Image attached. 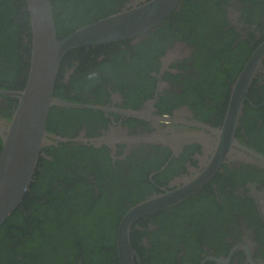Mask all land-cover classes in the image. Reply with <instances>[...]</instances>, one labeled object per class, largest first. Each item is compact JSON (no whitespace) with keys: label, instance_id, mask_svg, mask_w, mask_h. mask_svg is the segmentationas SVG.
Here are the masks:
<instances>
[{"label":"flooded vegetation","instance_id":"obj_1","mask_svg":"<svg viewBox=\"0 0 264 264\" xmlns=\"http://www.w3.org/2000/svg\"><path fill=\"white\" fill-rule=\"evenodd\" d=\"M147 1L54 0V16L66 36ZM29 40L24 35L30 48ZM263 43L264 0H179L144 33L66 52L53 96L78 106H50L52 143L32 180L48 190L37 203L56 195L66 218L43 228L56 229L47 248L31 245L33 258L23 264H83L79 239L86 264H114L117 254L102 242L114 236L116 251L126 210L190 184L196 187L180 202L132 223L134 264H264V56L233 142L223 158L217 153L236 80ZM23 73L2 62L0 89L21 90L28 68ZM16 105L0 94V126ZM105 208L121 213L117 223L111 212L98 218Z\"/></svg>","mask_w":264,"mask_h":264},{"label":"water","instance_id":"obj_2","mask_svg":"<svg viewBox=\"0 0 264 264\" xmlns=\"http://www.w3.org/2000/svg\"><path fill=\"white\" fill-rule=\"evenodd\" d=\"M178 1L149 0L83 25L63 38H58L51 0H25L31 36L26 83L17 91L0 89V94L17 99L16 108L7 126H0V227L21 205L33 180L41 151L52 143L47 138L49 134L46 131L50 106H78L53 96L58 68L65 53L76 48L116 42L144 33L159 24ZM263 56L264 43L254 51L236 80L219 133V158L227 153L233 142L244 93ZM208 171L207 169L206 175L211 172ZM185 187L187 188L153 195L126 210L116 232L118 264H134L133 258H137L129 239L132 223L140 217L180 202L196 184Z\"/></svg>","mask_w":264,"mask_h":264},{"label":"trees","instance_id":"obj_3","mask_svg":"<svg viewBox=\"0 0 264 264\" xmlns=\"http://www.w3.org/2000/svg\"><path fill=\"white\" fill-rule=\"evenodd\" d=\"M51 3L55 15L57 13L55 8L56 3L54 0H51ZM54 21L55 27L57 26V36L61 38L65 34V29L59 25L56 16H54ZM80 25L76 23L71 25L69 29L71 31ZM27 32L29 33L28 35ZM24 35L30 39L29 13L25 0H0V65L4 62L8 64L11 70L17 68L22 76L24 75L23 71L25 72L29 66L27 59L29 60L30 57V48L23 44ZM1 145L2 142L0 139V150ZM58 188H60V185ZM46 191H40L37 187L36 180L32 181L27 188L21 205L13 211L0 227V264H23V261L26 263L32 259L33 255L30 252L31 245L47 248V238L50 233H54L56 230L54 229L52 232L50 230L44 231L43 228L55 225V222L53 223L52 221L57 219H60L58 221H63L62 219L66 218L61 198H56V195L50 194L46 202L41 204L37 203ZM59 202L61 204L57 205ZM117 210H121V207ZM112 211L113 208H105L98 215V218L102 215L106 217V213L111 212L107 215L108 218L112 220L114 217L115 219L116 215L114 216ZM120 214L117 215L115 223L119 221ZM88 217L89 214L86 215V218ZM113 238L115 239L113 236L110 240L103 241L102 243H108L111 249V255L115 256V240ZM76 241L78 244H81V248L79 249L81 253L78 254L79 258L83 264H86L88 259L85 255L87 253L86 247L80 239ZM16 254L22 255L20 260L16 257ZM114 264H117L116 258Z\"/></svg>","mask_w":264,"mask_h":264}]
</instances>
